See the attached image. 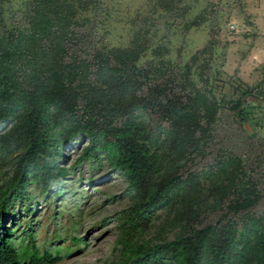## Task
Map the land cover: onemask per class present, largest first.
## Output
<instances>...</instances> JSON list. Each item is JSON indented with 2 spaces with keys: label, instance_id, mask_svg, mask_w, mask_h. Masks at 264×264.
<instances>
[{
  "label": "rangeland",
  "instance_id": "374dc122",
  "mask_svg": "<svg viewBox=\"0 0 264 264\" xmlns=\"http://www.w3.org/2000/svg\"><path fill=\"white\" fill-rule=\"evenodd\" d=\"M26 3L0 0V37L23 29ZM84 17L86 23L70 35L69 56L90 61L96 50L144 44L136 65L148 78L141 80L137 94H146V84L170 79V95L182 104L214 106L210 122L201 108L203 130H196L185 147L175 139L172 144L168 121L149 110L135 111L160 165L152 181L165 173L182 181L189 174L193 178L189 190H178L169 204L146 213L148 222L132 232L131 247L170 241L186 227L199 229L219 219L229 218L238 227L248 218L264 221V76L247 86L232 73L237 53L246 52L252 38L264 37V0H97V9ZM236 101H241L239 115L229 109ZM11 124L0 123V134ZM59 130L58 149L41 158L56 169L25 187L26 199L13 202L0 222V234L10 231L18 252L33 245L37 253L58 255L55 264H121L129 249L121 240L132 230L127 215L133 193L101 150L96 158L90 152L82 156L90 145L83 133L60 144ZM21 152L12 144L0 154V187L12 176ZM246 181L255 184L260 198L250 209L233 214L228 203Z\"/></svg>",
  "mask_w": 264,
  "mask_h": 264
},
{
  "label": "trees",
  "instance_id": "16d2710c",
  "mask_svg": "<svg viewBox=\"0 0 264 264\" xmlns=\"http://www.w3.org/2000/svg\"><path fill=\"white\" fill-rule=\"evenodd\" d=\"M96 9L97 0H27L23 29L0 37V123L12 121L0 134V154H6L12 144L22 148L12 176L0 187V222L14 201L26 199L28 184L44 180L56 169L53 162L45 165L41 158L58 149L55 134L59 127L60 144L83 133L90 145L82 156L90 152L96 158L101 150L133 193L127 215L132 230L124 232L121 240L122 247L129 249L121 264H264V221L257 218H248L239 227L229 218L219 219L199 229L186 227L170 241L131 247L132 232L148 222L146 213L169 204L178 190H189L193 178L189 174L182 181L174 173H165L152 181L160 165L134 119L135 111L149 110L168 121L172 144L175 139L185 147L196 130H203L201 108L210 122L214 106L198 101L182 104L170 95V79L146 84V94H137L141 80L148 78L147 71L136 65L144 44L104 53L96 50L90 61L69 56L74 27H82L87 21L84 14ZM250 92L246 90L243 97ZM240 106L241 101H236L229 109L239 115ZM42 169L44 173L39 174ZM246 183L228 203L233 214L250 209L260 198L255 184ZM30 246L16 251L6 230L0 234V264L60 261L58 255L46 250L37 253Z\"/></svg>",
  "mask_w": 264,
  "mask_h": 264
},
{
  "label": "crops",
  "instance_id": "0c3cea01",
  "mask_svg": "<svg viewBox=\"0 0 264 264\" xmlns=\"http://www.w3.org/2000/svg\"><path fill=\"white\" fill-rule=\"evenodd\" d=\"M264 30V29H263ZM263 32V31H262ZM232 73L244 85L250 86L264 76V37L252 38L246 52L237 53ZM225 64V58H224Z\"/></svg>",
  "mask_w": 264,
  "mask_h": 264
}]
</instances>
